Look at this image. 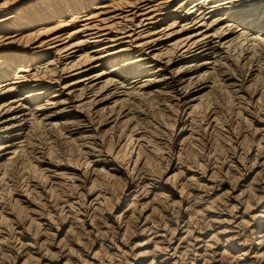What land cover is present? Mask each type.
I'll list each match as a JSON object with an SVG mask.
<instances>
[{
	"label": "bare ground",
	"instance_id": "6f19581e",
	"mask_svg": "<svg viewBox=\"0 0 264 264\" xmlns=\"http://www.w3.org/2000/svg\"><path fill=\"white\" fill-rule=\"evenodd\" d=\"M231 2L0 0V264H264V0Z\"/></svg>",
	"mask_w": 264,
	"mask_h": 264
},
{
	"label": "snow or ice",
	"instance_id": "6c2138e0",
	"mask_svg": "<svg viewBox=\"0 0 264 264\" xmlns=\"http://www.w3.org/2000/svg\"><path fill=\"white\" fill-rule=\"evenodd\" d=\"M213 2L223 4L225 0H213ZM247 6L248 4L246 3V0H239V2H235V0H233V2H231L228 7L231 8L232 11L238 12L242 9L247 8ZM227 10L228 8H224L222 11L219 12V14L223 15L224 11Z\"/></svg>",
	"mask_w": 264,
	"mask_h": 264
}]
</instances>
